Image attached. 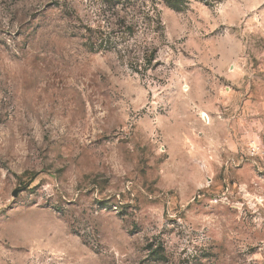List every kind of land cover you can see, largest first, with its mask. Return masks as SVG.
I'll return each mask as SVG.
<instances>
[{"label": "rangeland", "instance_id": "obj_1", "mask_svg": "<svg viewBox=\"0 0 264 264\" xmlns=\"http://www.w3.org/2000/svg\"><path fill=\"white\" fill-rule=\"evenodd\" d=\"M115 1L0 0V264H264V0Z\"/></svg>", "mask_w": 264, "mask_h": 264}, {"label": "trees", "instance_id": "obj_2", "mask_svg": "<svg viewBox=\"0 0 264 264\" xmlns=\"http://www.w3.org/2000/svg\"><path fill=\"white\" fill-rule=\"evenodd\" d=\"M123 1L125 0H116L115 2L116 4H121V6L123 7L124 5ZM147 20H149V25H150L149 29L151 30V32H154V30L158 28L159 22L158 21L155 22L151 18V15H149ZM134 26L135 24L129 27H124V25L122 26L121 24L118 23V27L116 30L111 29V32H107L105 34L98 32L96 33V36L95 35L90 36L86 45L91 51H99V50L114 51L120 54L122 58H124L126 56L125 55L126 51L121 48V44L125 43L126 38L132 37V35L134 34V29H135ZM122 28H125L127 30V33L122 31L121 30ZM110 34H114V36L113 35L110 36ZM154 52L155 50L148 51L147 49L143 52L144 54L143 58L144 60H147L146 63L148 65L151 64L152 58L154 56Z\"/></svg>", "mask_w": 264, "mask_h": 264}]
</instances>
